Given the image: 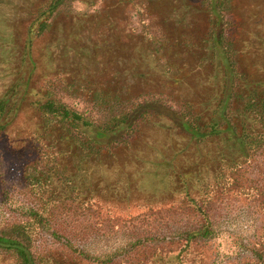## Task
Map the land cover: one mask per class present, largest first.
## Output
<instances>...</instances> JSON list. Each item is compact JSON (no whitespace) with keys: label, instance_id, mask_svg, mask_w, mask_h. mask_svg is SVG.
Segmentation results:
<instances>
[{"label":"trees","instance_id":"obj_1","mask_svg":"<svg viewBox=\"0 0 264 264\" xmlns=\"http://www.w3.org/2000/svg\"><path fill=\"white\" fill-rule=\"evenodd\" d=\"M130 2L136 25H128L129 34L140 35L170 76L171 61L163 55L190 52L193 45L152 28L139 0ZM73 4L43 0L23 21H0V143L8 149L22 143L14 176H0V257L11 264H264V52L238 33L231 0L197 3L207 19L197 41L199 61L219 80L212 94L194 102L136 88V76L123 77L106 55L114 44L96 34L89 47L104 54L95 66L69 64L65 47L62 58L54 55L47 36L58 17L74 12ZM63 97L86 110L69 107ZM150 116L166 119L200 148L198 169L168 171L170 204L125 210L111 230L124 234L125 246L90 255L84 243L107 235L111 214L132 193L108 199L102 172L130 185L115 173L124 170L122 153L133 149ZM224 198L251 210L253 233L236 254L219 258L212 211Z\"/></svg>","mask_w":264,"mask_h":264},{"label":"rangeland","instance_id":"obj_2","mask_svg":"<svg viewBox=\"0 0 264 264\" xmlns=\"http://www.w3.org/2000/svg\"><path fill=\"white\" fill-rule=\"evenodd\" d=\"M42 1L0 0V21H23L27 19V13ZM198 1L139 0L138 6L151 19L152 28H157L169 38L186 36L189 46L193 45L190 52L179 49L163 55L164 59L171 61L170 76L162 74L140 35L129 34L128 25H136L129 13L130 0H74V12L56 19L46 43L54 55H61V58V48L65 47L66 54L63 55L69 64L77 59L85 68H91L98 63L96 56L104 54V50L89 47L88 37L96 34L114 44L106 55L122 68L123 77L126 78V74L136 76V88L167 90L178 98L194 102L200 95L212 94L219 80L218 73L215 77L211 75L214 69L209 63L199 61L203 52L198 49L197 41L206 30L207 19L205 11L197 6ZM230 10L240 36L250 38L251 49L257 47L258 52H264V0H231ZM120 39L124 45L119 48L116 42ZM79 47L80 51H77ZM62 101L75 110H86L75 99L63 97ZM0 146V176L11 179L16 168L15 157L21 152L22 143L14 141L9 149L3 143ZM131 148L122 153L124 170L115 173L121 178L119 180L130 185L122 187L123 181L116 183L110 170L102 172L104 180L101 181L110 182L101 187L108 199H117L113 195L115 193L116 196L121 192L132 193L125 195L124 202H121L123 208L111 214L107 235L93 236L84 243L85 251L90 255H111L121 250L127 242L124 234L111 231L117 219L124 217L125 210L133 213L142 207L170 204L166 198L169 188L167 172L173 168L181 171L198 169L202 156L200 148L180 134L169 121L155 116H150L146 126L141 127L140 135L132 141ZM131 182L134 183L133 188ZM113 188L116 189L111 191ZM212 214L216 223L213 243L219 258L236 254L253 233L251 210L239 199L224 198L215 205ZM2 220L0 215V224ZM0 264L11 263L0 257Z\"/></svg>","mask_w":264,"mask_h":264}]
</instances>
